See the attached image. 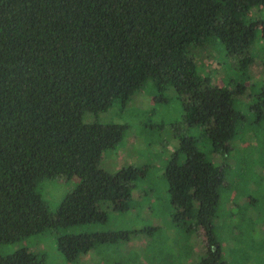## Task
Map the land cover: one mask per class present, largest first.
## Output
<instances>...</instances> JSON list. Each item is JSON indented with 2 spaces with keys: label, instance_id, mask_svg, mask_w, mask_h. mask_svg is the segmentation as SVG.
I'll use <instances>...</instances> for the list:
<instances>
[{
  "label": "trees",
  "instance_id": "obj_1",
  "mask_svg": "<svg viewBox=\"0 0 264 264\" xmlns=\"http://www.w3.org/2000/svg\"><path fill=\"white\" fill-rule=\"evenodd\" d=\"M253 8L264 11V0H0V243L105 222L104 203L126 206L137 169L111 174L99 167L124 126L85 123L82 115L128 100L148 80L160 94L172 87L182 95L184 121L202 127L213 152L229 154L245 78L239 88L209 82L188 48L219 41L227 59L246 66L258 26L264 39V16L248 18ZM44 177L79 179L53 213L36 192ZM164 177L174 221L188 219L202 234L199 264H224L214 223L224 169L186 136ZM126 235L66 234L57 246L76 260ZM0 264L42 260L20 248L0 254Z\"/></svg>",
  "mask_w": 264,
  "mask_h": 264
},
{
  "label": "rangeland",
  "instance_id": "obj_2",
  "mask_svg": "<svg viewBox=\"0 0 264 264\" xmlns=\"http://www.w3.org/2000/svg\"><path fill=\"white\" fill-rule=\"evenodd\" d=\"M264 11L251 9L250 20L263 18ZM249 63L237 67L236 56L227 59L219 41L202 48H188L198 73L209 82L238 87L235 108L243 118L237 124L229 154L212 151L202 127L184 121V97L168 87L162 94L148 80L128 100L115 99L99 113H84L85 123L124 126L121 141L105 150L99 167L111 174L137 169L130 182L126 206L104 203L105 222L47 230L13 243H0V254L26 248L42 264H199L205 252L201 232L191 222L173 218L164 177L182 137H194L206 156L224 169L214 223L224 264H264V39L262 27L249 47ZM259 104L255 107V102ZM183 159L182 157L179 159ZM79 184L77 177L41 178L36 192L51 213L65 195ZM190 229V230H189ZM189 230V231H188ZM126 231L127 235L100 243L76 260H68L57 246V236L82 232Z\"/></svg>",
  "mask_w": 264,
  "mask_h": 264
}]
</instances>
